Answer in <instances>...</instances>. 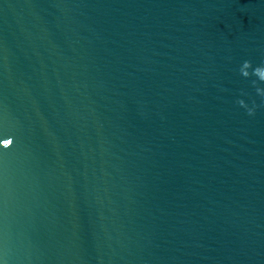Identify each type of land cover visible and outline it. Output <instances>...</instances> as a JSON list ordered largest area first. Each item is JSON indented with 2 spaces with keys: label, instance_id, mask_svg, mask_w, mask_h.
I'll return each mask as SVG.
<instances>
[{
  "label": "water",
  "instance_id": "water-1",
  "mask_svg": "<svg viewBox=\"0 0 264 264\" xmlns=\"http://www.w3.org/2000/svg\"><path fill=\"white\" fill-rule=\"evenodd\" d=\"M257 66L264 0H0V264H264Z\"/></svg>",
  "mask_w": 264,
  "mask_h": 264
},
{
  "label": "clouds",
  "instance_id": "clouds-1",
  "mask_svg": "<svg viewBox=\"0 0 264 264\" xmlns=\"http://www.w3.org/2000/svg\"><path fill=\"white\" fill-rule=\"evenodd\" d=\"M251 67H252L251 62L245 61L241 68L242 75L245 77H249L250 75H252V73H250L249 71ZM254 74L259 78V80L264 81V66H257L254 70ZM257 91L260 95H264V89H257ZM239 103L242 106L247 107L244 100H240ZM248 112H249V115H253L255 113V109L249 108Z\"/></svg>",
  "mask_w": 264,
  "mask_h": 264
},
{
  "label": "snow or ice",
  "instance_id": "snow-or-ice-1",
  "mask_svg": "<svg viewBox=\"0 0 264 264\" xmlns=\"http://www.w3.org/2000/svg\"><path fill=\"white\" fill-rule=\"evenodd\" d=\"M6 143H11V141H6Z\"/></svg>",
  "mask_w": 264,
  "mask_h": 264
}]
</instances>
